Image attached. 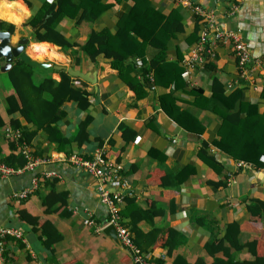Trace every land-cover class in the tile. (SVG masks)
<instances>
[{
    "label": "crops",
    "instance_id": "obj_1",
    "mask_svg": "<svg viewBox=\"0 0 264 264\" xmlns=\"http://www.w3.org/2000/svg\"><path fill=\"white\" fill-rule=\"evenodd\" d=\"M45 1L52 0H0V19L14 24L11 33L14 39L29 37L26 50L31 58L61 64L63 68L72 66L89 72L95 78L93 83L87 81L91 95L86 109L79 108L73 101L63 103L67 118L58 125L67 136L76 132L79 120L86 114L92 117L87 128L89 139L78 148L73 143L69 146L70 152L89 155L102 144L109 159H118L121 174L128 182L124 192L133 196L141 207L162 209L161 213L154 215L153 222L140 219V228L147 231L153 225L171 226L182 234V241L173 249V254L180 253L189 262L202 255L209 263L213 255L203 248L204 242L221 237L226 224L237 220L239 243L257 238L256 253L264 257V219L260 212L248 211L245 204L250 197L264 200V155L260 156L262 164L256 165L237 161L214 145L212 141L218 137L220 116L201 103L195 104V96L189 91L194 86L209 96L213 77L229 90L242 85L243 98L257 104L259 119L264 121V0H238L239 7L234 14L228 13L232 0H191L213 10L220 25L239 28L252 50L251 73L242 84L230 42L212 45L211 64L190 66L189 78L185 79L184 85H178L173 95L176 96V106L189 111L196 118L194 126H203L199 131L187 129L162 107L159 94L168 88H147V94L136 100L134 91L118 75L117 69L110 65V57L99 52L92 59L76 43L86 39L85 31L90 27L99 33H115L117 27H122L136 0H97V6L91 2L89 6L97 11V15L88 21L89 24H81L82 28L77 26L74 16L62 17L58 28L71 43L76 41V44L67 47L48 40L35 41L29 28L23 25ZM144 6L163 14L176 10L182 28L165 39L164 56L166 60H178L180 64L184 52L193 44L203 24L197 20L191 8L175 0H148ZM138 23L143 24L146 30L151 26V23L136 18L133 24ZM159 50V46L148 45L145 54L147 61ZM135 61L139 63L140 57ZM3 63L4 59L0 57V65ZM53 69L36 66L33 79L38 81L47 75L58 79L59 74ZM6 72L0 70V114L5 121L0 127V156L12 152L10 139L3 132L9 126L13 128L10 120L16 119L22 124L26 122L18 111L8 113L6 110L5 96L13 92L11 83L5 84ZM7 79L9 81L8 76ZM178 114L182 121L188 122ZM122 123L128 128H122ZM202 140L207 142L210 151L221 162V173H217L199 156ZM27 149L33 155H45L51 159L32 170L22 169L0 178V226L15 227L21 231V238L5 237V251L11 258L8 263L135 264L120 240L112 239L102 230L107 207L96 192L94 177L80 166L62 160L68 152L57 148L56 143L49 141L43 131L39 130L33 136ZM15 151H18V147ZM179 173L182 175L177 178L176 174ZM36 174L41 180L33 186V176ZM164 175L168 186L161 182ZM209 179H224L227 183L215 186ZM52 188L67 191L66 208L71 209L69 215L45 211L42 197ZM124 201L120 202V207L125 204ZM21 209L39 216L40 222L47 219L57 229L58 235L46 245L40 227L22 218L19 214ZM88 213L93 222L86 224L83 219ZM162 238V234L158 236L147 253L157 264V259L163 260L161 264H172L173 255L167 254V249L161 244ZM232 252L236 259L254 257L246 245L234 248ZM215 254L221 256L222 252ZM51 257L54 259L49 260Z\"/></svg>",
    "mask_w": 264,
    "mask_h": 264
},
{
    "label": "trees",
    "instance_id": "obj_2",
    "mask_svg": "<svg viewBox=\"0 0 264 264\" xmlns=\"http://www.w3.org/2000/svg\"><path fill=\"white\" fill-rule=\"evenodd\" d=\"M147 1L136 0V4L128 11L122 27H117L115 33H99L90 27L87 32L85 31L86 39L83 42L79 40L75 42L92 59L99 52H104L107 57H110V65L117 69L118 75L134 91L136 100L144 97L147 94V88L151 89L152 85L168 88L159 94L162 107L187 129H197L199 131L203 126L198 128L194 126L197 123L196 118L189 111L180 110L175 103L176 96L173 95L178 85H184L183 82L185 81L181 56L178 57L180 64L178 60H166L164 56L165 39L169 34L182 28L181 20L178 16L176 17V10L168 14L157 13L150 7L144 6ZM91 2L95 6L99 5L97 0L45 1L36 12L32 13L23 22V25L29 28L35 41L48 40L61 47L71 46L76 43H71L60 31L58 28L59 21L62 17L68 15L75 17V22L79 28H82L81 24L83 23L89 24L88 21L93 20L97 15V11L89 6ZM76 12H78V15ZM195 16L204 26L203 20L199 16ZM136 18L151 23V26L146 30L143 24H133ZM202 28L198 30L197 38L193 41V44L198 40ZM0 29H9L12 33L14 24L0 19ZM123 34H125V37H123ZM148 45L159 46L160 48L149 61L145 58ZM210 55V53L204 54L203 65L210 62ZM138 56L141 60L139 63L135 61ZM136 65L139 67H136ZM236 66L238 72L237 59ZM35 68L16 57L6 72L13 87V92L5 96L6 110L8 113L18 111L26 121L22 124L19 120H10L13 129L19 128L20 135L16 140L9 141L12 152L1 156V158L14 168L22 167L27 160L20 149L15 151L18 147L17 143L19 145L21 143L29 145L31 139L39 130L46 134L49 141L55 142L57 148L66 150L67 154L71 153V147L69 146L73 143L78 148L89 139L87 128L92 120L90 114H86L79 120L77 130L72 135H65L58 125L60 121L67 118V112L62 107L65 101H73L81 109H86L89 106L91 92L87 89V81L72 76L66 71V68L53 69V71L58 72V79L47 75L36 81L33 79ZM152 71H154L153 81L150 78ZM138 75H141V77ZM239 78L242 84L244 78ZM211 83V94L209 96L204 95L199 88L194 86L189 91L195 96V104L201 103V105L209 107L220 116L218 137L212 141L213 144L237 161L242 160L256 165L262 164L260 156L264 155V121L259 119L257 104L243 98L244 87L242 85L229 90L216 77L212 78ZM177 114L183 115L190 124L187 121H182ZM4 124L5 121L0 114V127ZM121 126L122 128H128L125 123H122ZM96 147H102V144ZM92 153L88 156L91 157ZM198 154L213 169L215 168L214 170L217 173L222 172L221 162L217 161L206 141L202 140ZM104 157H109L105 149ZM115 160L119 162L118 159L115 158ZM181 175L182 173L176 174L177 178ZM209 181L212 184L214 183L215 186L227 183L224 179L218 181L209 179ZM161 182L167 185L165 175L162 177ZM66 198L67 191H56L52 188L42 197L45 211H56L61 215H69L71 209L66 208ZM123 199L125 204L119 208V220L130 229L134 243L142 251L147 252L156 242L158 236L162 234L161 244L167 249L168 255H173L172 264H264V257L256 253L257 238L244 244L239 243L238 233L240 228L237 220H231L226 224L225 232L221 237H213L204 242L203 248L207 253L213 255L209 263L205 261L202 255L198 256L194 262H189L182 254L172 253L177 244L182 241V234L178 230L171 226L158 227L153 225L149 230L144 231L138 225L139 220L143 218L153 222L154 215L161 213V208L141 207L133 196L128 195V192H124ZM245 204L248 211L260 212L264 219L263 199L250 197L245 200ZM19 214L22 218L40 227L42 240L46 245L51 242L54 236L58 235L57 229L47 219L40 222L39 216L29 214L23 209L19 211ZM244 245L248 247L254 257L251 259L234 258L232 250L241 248ZM217 251H221L222 255H216ZM4 256L6 264H10L8 259L10 261L11 258H9L6 251ZM52 259L54 258L51 257L49 260ZM157 261L161 264L163 260L157 259Z\"/></svg>",
    "mask_w": 264,
    "mask_h": 264
},
{
    "label": "built area",
    "instance_id": "obj_3",
    "mask_svg": "<svg viewBox=\"0 0 264 264\" xmlns=\"http://www.w3.org/2000/svg\"><path fill=\"white\" fill-rule=\"evenodd\" d=\"M182 6L191 8L192 13L199 16L203 20L204 26L201 29L198 40L192 44L184 52L181 62L185 69L183 75L185 79L189 78V68L191 65L199 64L203 66V58L205 53L213 54L212 45L217 42H230L237 59L239 77L247 79L251 73V59L252 50L247 40L243 37L239 28H229L219 24L213 10L204 7L201 4L193 3L191 0H175ZM239 7L238 0H232L231 6L228 9L229 14H234ZM150 78L153 81V74L150 73ZM231 85V83L229 84ZM151 88H154L152 85ZM5 137L10 140H16L20 135V130L7 127L3 131ZM20 149L26 156V162L22 167L14 168L5 163L0 156V178L7 177L15 171L22 169L32 170L36 165L44 163L51 159L49 156L33 155L31 154L26 144H18ZM104 147H96L89 157L88 155L71 152L61 159L65 160L75 166H80L92 175L96 182V192L103 204L107 207V218L105 224H113L116 228L117 236L120 242L128 249L132 261L135 264H157L149 253L142 251L133 241L130 229L120 222L119 208L120 202L123 200L124 189L128 186L127 180L122 176L120 170V162L104 157ZM49 174V173H47ZM52 174V173H51ZM40 179L33 176V186H35ZM83 222L92 223L90 214L83 219ZM103 224V225H105ZM11 235L21 238V231L15 227L0 226V264H4L5 256V237Z\"/></svg>",
    "mask_w": 264,
    "mask_h": 264
},
{
    "label": "water",
    "instance_id": "obj_4",
    "mask_svg": "<svg viewBox=\"0 0 264 264\" xmlns=\"http://www.w3.org/2000/svg\"><path fill=\"white\" fill-rule=\"evenodd\" d=\"M28 43V36H21L17 39H14L11 36V31L9 29H0V57L4 59V63L0 65V70L7 71L11 67L16 57L33 67H52L54 69L63 68V65L61 64L31 58L26 50V45ZM66 71L72 76L79 77L88 82L93 83L95 81V78L91 76L89 72H82L81 70L75 69L72 66H66ZM105 223L106 220H104L103 224ZM102 230L112 239L119 240L116 228L113 224H105Z\"/></svg>",
    "mask_w": 264,
    "mask_h": 264
},
{
    "label": "rangeland",
    "instance_id": "obj_5",
    "mask_svg": "<svg viewBox=\"0 0 264 264\" xmlns=\"http://www.w3.org/2000/svg\"><path fill=\"white\" fill-rule=\"evenodd\" d=\"M4 74V76H6V73H3ZM6 82H5V84H10V82L8 81V79H7V76H6V79H4ZM37 177H38V179H40V176L39 175H36Z\"/></svg>",
    "mask_w": 264,
    "mask_h": 264
}]
</instances>
